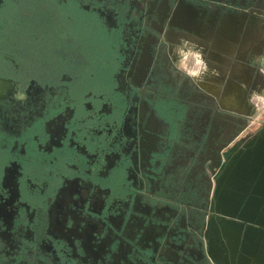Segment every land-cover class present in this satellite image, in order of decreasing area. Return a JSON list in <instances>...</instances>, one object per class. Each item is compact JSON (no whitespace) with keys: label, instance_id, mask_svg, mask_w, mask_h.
<instances>
[{"label":"flooded vegetation","instance_id":"flooded-vegetation-1","mask_svg":"<svg viewBox=\"0 0 264 264\" xmlns=\"http://www.w3.org/2000/svg\"><path fill=\"white\" fill-rule=\"evenodd\" d=\"M98 2L0 0V264H222L213 177L242 118L173 64L264 0Z\"/></svg>","mask_w":264,"mask_h":264},{"label":"water","instance_id":"water-1","mask_svg":"<svg viewBox=\"0 0 264 264\" xmlns=\"http://www.w3.org/2000/svg\"><path fill=\"white\" fill-rule=\"evenodd\" d=\"M240 17V26L246 28V33L253 26L264 30V17L259 13L244 11ZM210 25L215 27V24ZM228 26L232 27V20H229ZM202 28V25L196 26L197 34ZM261 42L263 49V34ZM230 75L226 89L234 92L237 83L232 81L236 77ZM245 83H249L247 75ZM225 102L235 111L244 104L236 95H230ZM258 111L255 114L240 115L242 126L224 144L223 149L227 151L224 154L225 160L213 177L216 186L213 228L221 243L216 253L224 256L222 264L264 263V208L259 209L261 204L264 205V125L257 128L252 137L243 136L264 112V104ZM215 262L220 264L217 260Z\"/></svg>","mask_w":264,"mask_h":264},{"label":"crops","instance_id":"crops-1","mask_svg":"<svg viewBox=\"0 0 264 264\" xmlns=\"http://www.w3.org/2000/svg\"><path fill=\"white\" fill-rule=\"evenodd\" d=\"M240 16L241 13L212 16L209 18L207 26L201 30L197 29L200 33L197 34L194 48H190L191 51L187 48L183 53L186 54V67L190 70L200 67L199 61L201 59L206 63L207 72L202 77H196V79L203 83L206 89L216 92L228 111L237 115L255 114L264 104V73H261V65L258 61V58L264 55V47L262 49L261 42L262 34L264 38V32L262 33L264 30L261 27L253 26L246 33V28L240 26ZM229 20H232V27L228 26ZM210 24H215V27ZM197 52L200 53L199 56L195 55ZM230 74L236 77L235 81H232L237 83L234 92L226 89L227 82L231 77ZM246 75L249 79L248 85L245 83ZM230 95H236L237 99L244 103L238 106L236 111L231 110L230 107L232 106L225 102V99H228ZM263 114L264 112L260 115ZM255 132L256 129L253 134ZM243 136L252 137L249 132ZM263 208L264 205L261 204L259 209L262 210Z\"/></svg>","mask_w":264,"mask_h":264},{"label":"clouds","instance_id":"clouds-1","mask_svg":"<svg viewBox=\"0 0 264 264\" xmlns=\"http://www.w3.org/2000/svg\"><path fill=\"white\" fill-rule=\"evenodd\" d=\"M196 56H199L200 53L197 52L195 53ZM259 64L261 65V72H264V55H261L258 58ZM199 65L200 67L196 68L195 70H190L186 67V54L183 53V50H181V59L178 62H175L173 64V67L181 72L184 76L188 77V78H193V77H202V75L207 72V65L206 63L201 59L199 61ZM18 99H25V97H23L22 95H18L17 96ZM4 247L3 243H0V248Z\"/></svg>","mask_w":264,"mask_h":264},{"label":"snow or ice","instance_id":"snow-or-ice-1","mask_svg":"<svg viewBox=\"0 0 264 264\" xmlns=\"http://www.w3.org/2000/svg\"><path fill=\"white\" fill-rule=\"evenodd\" d=\"M109 6V0H99V2L96 4V9L99 10L101 8L107 7ZM103 13H101L102 15ZM38 75V74H37ZM37 75H32L30 78L32 80H35L37 78ZM18 95H22L23 97H25V92L23 88H20ZM87 95H91V91L89 90ZM91 117H89L90 119ZM60 135L62 136H68V137H74L76 135L75 130L69 132L67 127L62 126L61 130H60ZM68 143H71V140L68 141ZM98 157L97 155H93L92 160H97ZM100 162L102 163V158L100 159ZM4 196H3V191L0 190V200H3ZM22 223H26V221H23L22 218H18L16 220V225L17 227L22 224ZM9 228H12V225L8 224ZM13 231H15V228H12ZM4 232V222H0V234H2ZM0 243H3V241H0Z\"/></svg>","mask_w":264,"mask_h":264},{"label":"rangeland","instance_id":"rangeland-1","mask_svg":"<svg viewBox=\"0 0 264 264\" xmlns=\"http://www.w3.org/2000/svg\"><path fill=\"white\" fill-rule=\"evenodd\" d=\"M261 125H264V116H262L257 123H255V125L251 128V130L249 131V134L253 136V132L255 129L259 128ZM255 128V129H254Z\"/></svg>","mask_w":264,"mask_h":264},{"label":"built area","instance_id":"built-area-1","mask_svg":"<svg viewBox=\"0 0 264 264\" xmlns=\"http://www.w3.org/2000/svg\"><path fill=\"white\" fill-rule=\"evenodd\" d=\"M262 116H264V114L261 115L260 117H258V119H256V120L254 121V124L257 123V121H258Z\"/></svg>","mask_w":264,"mask_h":264},{"label":"bare ground","instance_id":"bare-ground-1","mask_svg":"<svg viewBox=\"0 0 264 264\" xmlns=\"http://www.w3.org/2000/svg\"><path fill=\"white\" fill-rule=\"evenodd\" d=\"M181 37V36H180ZM175 52V51H174ZM228 56V55H227ZM212 69V68H211ZM244 106V105H243Z\"/></svg>","mask_w":264,"mask_h":264}]
</instances>
